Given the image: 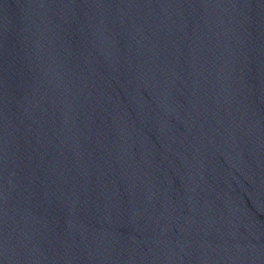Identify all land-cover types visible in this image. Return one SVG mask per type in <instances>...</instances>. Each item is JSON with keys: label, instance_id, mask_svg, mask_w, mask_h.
Here are the masks:
<instances>
[{"label": "water", "instance_id": "95a60500", "mask_svg": "<svg viewBox=\"0 0 264 264\" xmlns=\"http://www.w3.org/2000/svg\"><path fill=\"white\" fill-rule=\"evenodd\" d=\"M0 264H264V0H0Z\"/></svg>", "mask_w": 264, "mask_h": 264}]
</instances>
